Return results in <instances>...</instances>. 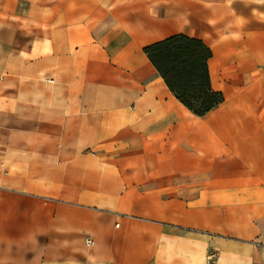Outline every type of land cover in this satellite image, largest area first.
Instances as JSON below:
<instances>
[{"label": "crops", "instance_id": "0c3cea01", "mask_svg": "<svg viewBox=\"0 0 264 264\" xmlns=\"http://www.w3.org/2000/svg\"><path fill=\"white\" fill-rule=\"evenodd\" d=\"M179 33L202 116L144 52ZM0 264H264V0H0Z\"/></svg>", "mask_w": 264, "mask_h": 264}, {"label": "trees", "instance_id": "16d2710c", "mask_svg": "<svg viewBox=\"0 0 264 264\" xmlns=\"http://www.w3.org/2000/svg\"><path fill=\"white\" fill-rule=\"evenodd\" d=\"M144 52L169 90L195 115L222 101V94L210 87L211 50L201 39L174 34L144 47Z\"/></svg>", "mask_w": 264, "mask_h": 264}, {"label": "built area", "instance_id": "2783aa9c", "mask_svg": "<svg viewBox=\"0 0 264 264\" xmlns=\"http://www.w3.org/2000/svg\"><path fill=\"white\" fill-rule=\"evenodd\" d=\"M86 244H87V245H90V244H92V241H91V240H87V241H86Z\"/></svg>", "mask_w": 264, "mask_h": 264}]
</instances>
